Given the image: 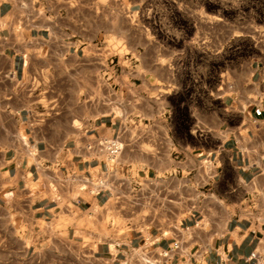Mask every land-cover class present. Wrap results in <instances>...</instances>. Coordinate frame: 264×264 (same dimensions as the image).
I'll use <instances>...</instances> for the list:
<instances>
[{"label": "crops", "instance_id": "1", "mask_svg": "<svg viewBox=\"0 0 264 264\" xmlns=\"http://www.w3.org/2000/svg\"><path fill=\"white\" fill-rule=\"evenodd\" d=\"M142 8L0 0V264H134L173 241L170 264H264V55L215 86Z\"/></svg>", "mask_w": 264, "mask_h": 264}, {"label": "rangeland", "instance_id": "2", "mask_svg": "<svg viewBox=\"0 0 264 264\" xmlns=\"http://www.w3.org/2000/svg\"><path fill=\"white\" fill-rule=\"evenodd\" d=\"M142 5L143 19L152 23L160 36L192 38L196 48L194 72L212 62V81L216 86L222 70L229 72L231 86L247 78L251 58L264 55V0H136ZM207 44V45H206ZM208 47V52L205 53ZM207 60V61H206ZM189 187L182 188L181 214L191 209ZM169 205L148 202L138 211L156 219L168 217ZM122 211V210H121ZM132 211L126 205L123 212ZM120 212V210H119ZM118 212V213H119Z\"/></svg>", "mask_w": 264, "mask_h": 264}, {"label": "built area", "instance_id": "3", "mask_svg": "<svg viewBox=\"0 0 264 264\" xmlns=\"http://www.w3.org/2000/svg\"><path fill=\"white\" fill-rule=\"evenodd\" d=\"M87 148L102 152L108 160L114 161L120 155L123 144L118 138H98L88 144ZM104 186V180L99 179L96 184H93L92 191L99 192ZM178 247L179 242L173 241L170 247L161 249L156 256H153L146 248H141L140 251L135 252L132 260H134V264H170L168 261Z\"/></svg>", "mask_w": 264, "mask_h": 264}]
</instances>
